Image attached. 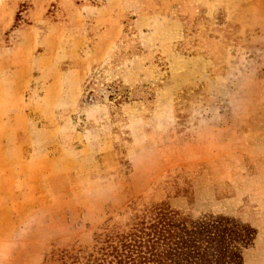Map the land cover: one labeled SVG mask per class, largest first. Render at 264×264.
<instances>
[{
	"label": "rangeland",
	"instance_id": "obj_1",
	"mask_svg": "<svg viewBox=\"0 0 264 264\" xmlns=\"http://www.w3.org/2000/svg\"><path fill=\"white\" fill-rule=\"evenodd\" d=\"M157 206L188 223L135 264H264V0H0V264Z\"/></svg>",
	"mask_w": 264,
	"mask_h": 264
},
{
	"label": "trees",
	"instance_id": "obj_2",
	"mask_svg": "<svg viewBox=\"0 0 264 264\" xmlns=\"http://www.w3.org/2000/svg\"><path fill=\"white\" fill-rule=\"evenodd\" d=\"M156 210L157 216L152 220V223L145 226L143 223H137L131 232L116 236L119 237L118 246L122 248V251H118V247L114 250L112 246H108L102 249L100 258L93 254L83 255L81 252L76 255L63 252L60 260L63 261V264H113L114 259L118 264H135L139 260L145 262L151 260L146 254L152 255L154 250L160 254L163 253L165 248L172 244L178 231H181V225L188 223L186 217H183L180 212L172 210L169 206H157ZM110 248L113 249L112 253L109 252ZM143 249L148 252H144ZM150 250L152 251L150 252ZM159 257L161 260L163 259V256L159 255ZM110 258L112 259L109 260ZM161 260L154 259L153 262L159 263L160 261L159 264H162Z\"/></svg>",
	"mask_w": 264,
	"mask_h": 264
}]
</instances>
